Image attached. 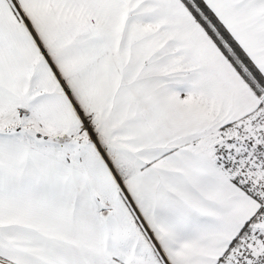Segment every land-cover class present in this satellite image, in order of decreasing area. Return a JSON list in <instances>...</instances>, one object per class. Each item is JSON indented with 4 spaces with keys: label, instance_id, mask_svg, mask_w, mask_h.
<instances>
[{
    "label": "snow or ice",
    "instance_id": "6c2138e0",
    "mask_svg": "<svg viewBox=\"0 0 264 264\" xmlns=\"http://www.w3.org/2000/svg\"><path fill=\"white\" fill-rule=\"evenodd\" d=\"M0 264H264V0H0Z\"/></svg>",
    "mask_w": 264,
    "mask_h": 264
}]
</instances>
